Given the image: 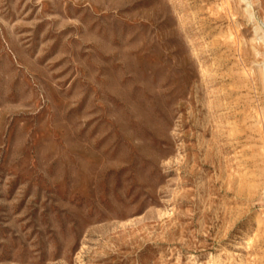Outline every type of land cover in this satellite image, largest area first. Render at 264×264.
<instances>
[{"label":"rangeland","instance_id":"374dc122","mask_svg":"<svg viewBox=\"0 0 264 264\" xmlns=\"http://www.w3.org/2000/svg\"><path fill=\"white\" fill-rule=\"evenodd\" d=\"M0 264H264V0H0Z\"/></svg>","mask_w":264,"mask_h":264}]
</instances>
